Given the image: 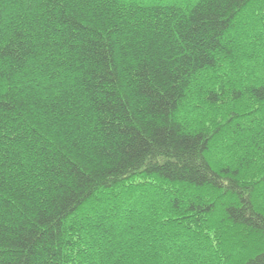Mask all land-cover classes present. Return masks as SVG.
Listing matches in <instances>:
<instances>
[{
    "label": "trees",
    "instance_id": "1",
    "mask_svg": "<svg viewBox=\"0 0 264 264\" xmlns=\"http://www.w3.org/2000/svg\"><path fill=\"white\" fill-rule=\"evenodd\" d=\"M0 264H264V0H0Z\"/></svg>",
    "mask_w": 264,
    "mask_h": 264
}]
</instances>
